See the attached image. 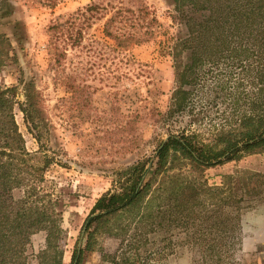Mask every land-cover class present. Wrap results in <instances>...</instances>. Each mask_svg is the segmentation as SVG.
I'll list each match as a JSON object with an SVG mask.
<instances>
[{
	"label": "rangeland",
	"instance_id": "rangeland-1",
	"mask_svg": "<svg viewBox=\"0 0 264 264\" xmlns=\"http://www.w3.org/2000/svg\"><path fill=\"white\" fill-rule=\"evenodd\" d=\"M177 16L172 0H0V86H17L21 104L24 83L38 96L42 144L55 157L46 183L62 203V264H116L102 255L133 233L132 215L117 213L99 232L81 236L95 201L118 186L117 172L153 157L169 134L198 128L209 138L212 112L197 98L219 73L212 62L194 60V87L183 88L206 80L204 86L190 106L169 112L177 87L171 46L185 32ZM14 114L26 148L37 151L36 131L18 104ZM258 173L264 175V152L201 174L181 172L176 188L192 182L191 191H181L192 196L178 208L182 219L146 233L125 264H264V189L252 179ZM223 181L228 188L212 192ZM12 194L17 199L21 191ZM235 214L240 228L228 232L224 220ZM45 237V231L31 235L26 264H38Z\"/></svg>",
	"mask_w": 264,
	"mask_h": 264
},
{
	"label": "trees",
	"instance_id": "trees-1",
	"mask_svg": "<svg viewBox=\"0 0 264 264\" xmlns=\"http://www.w3.org/2000/svg\"><path fill=\"white\" fill-rule=\"evenodd\" d=\"M172 2L185 32L171 46L177 87L170 97L169 112L190 106L204 86L206 80L193 90L183 88L185 84L194 87V60L212 62L219 73L210 75V86L197 98L212 112L206 132L209 138H204L198 128L170 134L157 145L153 157L117 172L118 186L95 201L84 222L87 235L99 232L117 213L132 215L133 233L121 239L115 253L102 255L116 264H125L130 259L126 252L132 245L140 247L139 242L157 225H167L169 230L182 219L176 214L178 208L192 196L181 191H191L192 182L176 188L175 177L181 172L201 174L209 167L264 152V0ZM194 13H200L201 18L195 19ZM2 65L0 60V71ZM23 89L25 100L21 104L16 99L17 86H0V264H26L27 244L39 231L46 232V246L37 257L38 264H62L57 241L62 203L45 178L55 157L47 154L42 144L46 122L38 116L36 91L31 82L26 87L24 83ZM15 104L28 128L36 131L37 151L26 148L15 120ZM254 175L252 179H260L258 189L263 190L264 175ZM226 188L228 184L223 181L211 190L223 192ZM15 189L21 191L17 199L12 194ZM224 223L226 231L238 232L240 215H227ZM76 253L75 247L73 259Z\"/></svg>",
	"mask_w": 264,
	"mask_h": 264
},
{
	"label": "flooded vegetation",
	"instance_id": "flooded-vegetation-1",
	"mask_svg": "<svg viewBox=\"0 0 264 264\" xmlns=\"http://www.w3.org/2000/svg\"><path fill=\"white\" fill-rule=\"evenodd\" d=\"M176 134H177V133H176ZM169 135H170V134H169ZM169 135H168V136H169ZM168 136H167V137H168ZM167 137H166V138H167ZM166 138H165V139H166ZM165 139H164V140H165ZM156 148H157V147H156ZM153 156H154V155H153ZM84 232H85V231H84V224H83V228H82L81 236L84 234ZM76 249H77V247H76ZM77 253H78V249H77ZM72 264H76V262H73Z\"/></svg>",
	"mask_w": 264,
	"mask_h": 264
}]
</instances>
